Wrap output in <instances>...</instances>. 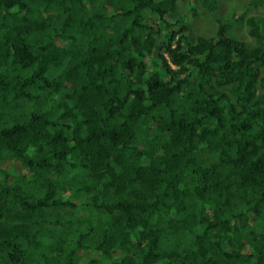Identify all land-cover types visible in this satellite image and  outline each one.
Segmentation results:
<instances>
[{
  "label": "trees",
  "instance_id": "1",
  "mask_svg": "<svg viewBox=\"0 0 264 264\" xmlns=\"http://www.w3.org/2000/svg\"><path fill=\"white\" fill-rule=\"evenodd\" d=\"M187 5L0 0V264H264V17Z\"/></svg>",
  "mask_w": 264,
  "mask_h": 264
},
{
  "label": "rangeland",
  "instance_id": "2",
  "mask_svg": "<svg viewBox=\"0 0 264 264\" xmlns=\"http://www.w3.org/2000/svg\"><path fill=\"white\" fill-rule=\"evenodd\" d=\"M188 1L189 0H179V3L182 6V8H186L188 6L187 5ZM219 1H220L221 6L218 8L219 10L217 11L218 17L225 18L227 11H229L230 9H232L234 7L236 9L240 10L238 13L240 18L242 17V15H241L242 10L245 8L252 10L249 13L250 15H260V16L264 17V6H260V7L253 10V8H251L252 5L250 4L251 0H219ZM185 12H188V11H185ZM205 17L206 16H200L199 18H205ZM203 21L204 20L198 19L197 21L193 22V25H194V23H196L197 26L202 27ZM230 25L233 28L237 27V26H234L232 22L230 23ZM201 29L202 28H200L199 30H201ZM233 31H234L233 33L236 34L237 37L249 39L247 31L243 27L242 28H240V27L235 28Z\"/></svg>",
  "mask_w": 264,
  "mask_h": 264
}]
</instances>
